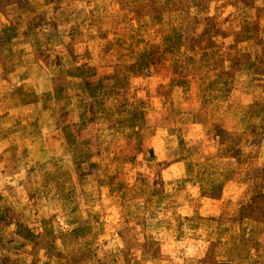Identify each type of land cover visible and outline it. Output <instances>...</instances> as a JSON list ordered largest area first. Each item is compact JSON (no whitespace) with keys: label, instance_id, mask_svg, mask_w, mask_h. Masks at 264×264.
Instances as JSON below:
<instances>
[{"label":"rangeland","instance_id":"rangeland-1","mask_svg":"<svg viewBox=\"0 0 264 264\" xmlns=\"http://www.w3.org/2000/svg\"><path fill=\"white\" fill-rule=\"evenodd\" d=\"M62 2L57 0L53 11ZM192 2L199 11L212 15H185L169 23L168 12L184 8L180 0H166L164 5L137 0L132 15L135 31L121 27L111 43L88 40L85 45L81 30L74 26L68 29V46L59 42L56 33L42 31L49 23L53 29L60 25L46 20V13L37 12L29 0L0 3V14L8 20L0 29V44L10 43L18 33L35 44L31 70L19 78L28 80L35 72L39 79L44 70L56 73L49 78L52 92L44 99L58 105L50 109L42 104L37 118L17 130L23 147L20 143L5 146L11 133L0 138V163L17 160L19 149L22 156L47 155L55 169L43 171L37 160L25 170V181L18 182L19 191L14 192L11 185L0 187V264H25L24 252L31 255L41 249L48 256L44 264H170L178 245L196 247L197 233L207 235L201 240L205 247L196 264H264V15L233 17L229 9L236 7L235 0ZM240 3L247 8L250 0ZM146 10L152 13L151 27L139 19ZM103 39V35L98 38ZM77 60L83 63L64 69L65 63ZM137 81L143 83L137 85ZM10 87L6 69L0 74V101L23 109L35 102L34 92L26 93L23 84L8 91ZM141 92L147 102L140 98ZM178 120H191L190 126L208 123L204 132L215 141L219 134L230 132L222 145L241 141L244 160L254 161L255 197L236 222L178 213L175 195L166 191L160 177V169L171 160L163 152L157 158L150 147L153 130L146 137L149 143L131 135L119 136L115 146L101 139L105 126L119 135L124 127L138 130L171 124L173 128ZM189 144L199 183L191 184L186 178L176 186L195 185L202 194L218 197L223 178L237 176L234 160L205 158L199 143ZM61 149L73 153L70 169L57 164L55 153ZM104 153L111 156L110 161L105 162ZM173 154L185 161L176 151ZM138 159L143 161L139 167ZM98 171L102 181L96 179ZM4 175L0 169V180ZM93 192L100 201L109 202L103 216L85 207L94 198ZM81 208L86 218L79 215ZM58 216L69 225L67 230H55L53 221ZM13 225L14 234L10 232ZM252 250L255 257L250 255ZM9 253L19 254L14 259Z\"/></svg>","mask_w":264,"mask_h":264},{"label":"clouds","instance_id":"clouds-1","mask_svg":"<svg viewBox=\"0 0 264 264\" xmlns=\"http://www.w3.org/2000/svg\"><path fill=\"white\" fill-rule=\"evenodd\" d=\"M5 0H0V3H4ZM37 8V12L46 13L45 19L48 21H56L58 25H60L59 29H53L49 23V26L44 27L42 31L44 33L52 32L56 33L59 37V42L62 43L63 46H68L70 40L68 37V29L71 27H78L81 32V38L84 40L85 45H87L88 40L97 41L101 44L103 43H111L114 41L119 35L121 27H126L129 31H135V26L132 23V15L133 11L136 7L137 0H63L62 3L59 4V7L56 11H53V5L57 4V0H29ZM159 5H164L166 0H154ZM183 3L184 8L179 12H172L171 10L168 12V16L166 17V22H174L177 17L187 16H210L212 15L211 11L205 10L203 12L199 11L197 7L193 6L192 0H180ZM236 7L230 8L229 11L232 13L233 17H242L246 16L249 18H254L255 14L259 12L261 15H264V0H250V4L247 8L244 7L240 0H235ZM11 7L8 9L9 15H11ZM71 13L68 16V19H65V16ZM35 16V13H33ZM152 13L150 10H146L145 13L140 17L141 24L145 25V27H151L153 21L151 19ZM126 21L124 25L120 24V21ZM8 24V20L4 18L3 14H0V29H2L5 25ZM41 30L38 29L39 33ZM20 32H23V27H21ZM103 35V41H99L98 38ZM3 39V33L0 32V40ZM23 49V52L21 51ZM35 50V44L33 43L32 38H29L27 41L23 35L19 33L11 40L10 43L0 44V74L5 73L7 69L8 74L10 75L11 87L8 88V91H11L12 88L17 87L21 84L24 85V90L26 93L35 94V102L31 103V106L27 109L18 108L14 103L3 100L0 101V118L3 119V122L0 123V138H2L5 134L11 133L8 135V139L5 142V146L8 144H16L20 143L21 147H23V143L19 139V130H23L27 125H29L33 120L37 118V115L43 111L41 108L42 104L47 103L50 109L58 107V105H53L51 101H45L44 97L47 93L52 92V85L49 81L51 76H54L56 73L48 72L46 70L43 71V74L37 78V74L33 72V75L28 80H21L19 78L21 73H25L26 69L31 70V66L33 65V52ZM83 63L82 60L74 61L73 63H65L63 66L64 69H70L74 67L76 64ZM66 76V72H65ZM137 85L143 83L141 81L136 82ZM147 91V89H145ZM140 98L147 99L144 97L143 92L140 94ZM91 98H89L90 100ZM79 98L72 100L73 106L78 103ZM248 99L245 100V106L248 103ZM105 109H109V105L107 102H104ZM149 108L152 111H155L152 108V105L149 103ZM163 111V110H161ZM7 113L5 116L4 114ZM109 115L111 113L109 112ZM19 120V123L17 121ZM43 123V122H42ZM51 124L50 121H48ZM187 123H191V120H186L185 122L177 121V124L171 129L173 131V135H171L168 139V143L170 145L169 151L175 150L176 154L182 156L185 162H188L192 159V149L189 143H180V137H183L185 142L188 141V137L184 135V132L181 130L186 127ZM164 127H169L167 124ZM207 127V126H206ZM145 132L144 128H140L137 130L135 127H124L121 129L119 135L116 133L114 129L109 130L105 126L102 129L101 139L104 144H109L111 142L112 146L119 141V136H134V137H142ZM111 133V134H109ZM38 136L39 133L37 132ZM124 147L123 144L120 145ZM130 147V145L128 146ZM16 156L17 160L9 162L8 160H4L3 163H0V169L4 170V178L0 180V187L5 185H11L12 190L19 191L17 188V184L19 181H25V170L33 164H36V161L39 160L40 163L44 166L43 171L53 172L55 169L52 167L50 163H48V156H22L20 150L17 149ZM57 157V164L62 166V169H70L72 167L73 161V153L72 151H65L63 149L57 151L55 153ZM105 162L111 160V156L108 153H104ZM160 158H163L162 156ZM93 159L99 160L98 157H93ZM142 160L137 161V166L139 167ZM12 163H15L17 167L15 169L12 168ZM147 169H141V171H146ZM11 171L12 175H7V173ZM109 172L108 168L104 169V173L107 174ZM103 176L98 171L96 173V179L103 180ZM35 182V178L33 180ZM192 183H199L197 179H193ZM193 193H195V189H191ZM4 195H8V192L5 191ZM93 199L91 202L85 207L90 212H99L103 216L104 209L108 207L109 202L107 200L100 201L98 199V193L93 192ZM59 212V209H56ZM109 212L114 211L112 208H108ZM50 214V213H49ZM63 214L61 213V216ZM79 215L82 218H86L84 208L80 209ZM108 219L111 220L112 216L109 215ZM55 230L59 232L61 229L67 230L69 225L64 222V219L59 216L55 221H53ZM31 227V225H30ZM15 225L12 226L10 232L14 234ZM40 230V229H37ZM206 233H197V236L200 240L204 239ZM117 243H119L117 241ZM57 244H59V240H57ZM26 248H31L30 245H26ZM123 247V245H120ZM205 245L203 243H197L196 247H187L184 248L183 245H178L174 257L170 264H196V260L203 255V249ZM183 249V250H182ZM17 254L9 253L13 258H16ZM252 257L256 256L255 250L250 252ZM38 256V259L34 260V257ZM23 259L25 264H44L45 260L48 259V256L44 249H41L39 253H32L29 255L27 252L23 253ZM247 264V261L245 262Z\"/></svg>","mask_w":264,"mask_h":264},{"label":"crops","instance_id":"crops-1","mask_svg":"<svg viewBox=\"0 0 264 264\" xmlns=\"http://www.w3.org/2000/svg\"><path fill=\"white\" fill-rule=\"evenodd\" d=\"M146 117L149 116L147 115ZM168 126L164 127V125L157 124L153 128L143 127L145 132L139 138L143 143H149L146 137H149V131L153 130L151 132L152 139L150 138L151 143H149L151 144L150 147H152L157 158L159 153L163 152L164 158L168 157L171 160L160 169V177L163 180L166 191L174 193L178 213L188 218H212L223 222H236L243 208L253 202L255 197L253 180V167L255 163L253 160H250L251 163L250 161L247 163L244 160L241 141L224 147L222 145L224 143L222 138L225 139L226 135H231L229 134L230 132L219 134L217 141H215L212 138L213 135H206L204 132L208 127V123L196 122L191 124V126L187 125L183 128L184 135L188 137L187 142L199 143L203 157H220L228 161L230 159L234 160L233 169H235L237 176L223 178L220 183V195L218 197H209L202 194L200 189L195 185L189 184L180 188L176 186L177 182L186 178L191 184H194L192 180L198 177V167L195 162H185L181 159H176L173 154L175 150L169 151L170 145L168 139L174 133L171 130L172 125ZM191 189H195V193ZM197 243H203V241L198 240Z\"/></svg>","mask_w":264,"mask_h":264}]
</instances>
